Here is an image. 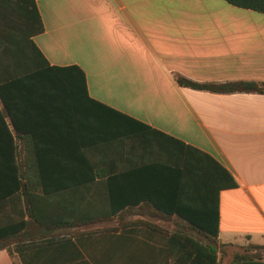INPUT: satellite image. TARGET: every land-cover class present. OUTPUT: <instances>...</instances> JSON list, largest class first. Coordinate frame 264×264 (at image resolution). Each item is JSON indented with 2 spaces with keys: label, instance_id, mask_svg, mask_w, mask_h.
<instances>
[{
  "label": "crops",
  "instance_id": "0c3cea01",
  "mask_svg": "<svg viewBox=\"0 0 264 264\" xmlns=\"http://www.w3.org/2000/svg\"><path fill=\"white\" fill-rule=\"evenodd\" d=\"M34 3L43 31L32 40L49 66L76 67L83 78L32 82L19 95L23 115L43 134L35 142L47 162L88 164L93 179L49 193L85 195L88 213L113 210L111 221L92 224L113 231L16 243L15 263L170 264L162 231L179 229L212 243L216 264H264V94L178 82H264V14L224 0ZM55 172L46 176L61 178ZM147 200L208 227L218 220L217 236ZM0 264H13L4 249Z\"/></svg>",
  "mask_w": 264,
  "mask_h": 264
},
{
  "label": "trees",
  "instance_id": "16d2710c",
  "mask_svg": "<svg viewBox=\"0 0 264 264\" xmlns=\"http://www.w3.org/2000/svg\"><path fill=\"white\" fill-rule=\"evenodd\" d=\"M241 8L264 14V0H224ZM2 10V11H1ZM43 31L42 22L34 0H7L0 4V142L6 156L0 163V250H6L16 264L11 245L33 242L63 235L83 236L102 231H113L112 227L92 224L111 221L113 210L88 213L81 208V194H51L49 191L75 188L89 181L84 176L88 164L77 162L51 163L45 160L42 147L36 145L41 132L30 126L26 107L19 95L31 90L32 82L50 76L65 77L83 72L76 67L49 66L32 37ZM181 85L216 93H256L264 94V82L240 81L223 84L195 83L182 78ZM123 118L132 119L121 115ZM3 118L9 120V126ZM134 122V121H133ZM38 135V136H37ZM22 140L21 150L24 157L18 160L16 140ZM56 171L57 178L49 179L48 171ZM73 173L63 176V172ZM49 182L55 187H49ZM109 201L112 194L108 192ZM164 215H177L190 224L193 229L215 238L218 233V220L211 225H201L196 219L178 209L166 212L153 200H147ZM153 230H160L151 223L146 224ZM82 232H70L77 228ZM118 229V227L116 228ZM67 231V232H66ZM168 237L167 251L170 264H216V250L212 243L196 239L191 232L179 229L162 231Z\"/></svg>",
  "mask_w": 264,
  "mask_h": 264
}]
</instances>
